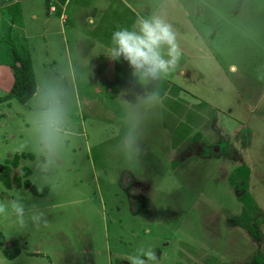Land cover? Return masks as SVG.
I'll use <instances>...</instances> for the list:
<instances>
[{"label": "rangeland", "instance_id": "rangeland-1", "mask_svg": "<svg viewBox=\"0 0 264 264\" xmlns=\"http://www.w3.org/2000/svg\"><path fill=\"white\" fill-rule=\"evenodd\" d=\"M43 7L51 29L36 39L30 10L16 25L0 19V97L14 83L12 44L32 58L38 78L71 67L75 135L50 186L35 194L15 183L32 184L30 100L0 104V174L10 168L13 184L0 180V200L23 193L48 221L21 229L14 217H0V264H129L141 248L156 253L154 264H264V33L255 29L264 0H46ZM6 12L0 5V18ZM154 13L173 24L182 55L148 89L162 92L163 102L147 113L144 154L129 163L116 149L115 126L126 102H135L120 95L133 78L126 61L106 54L114 30ZM241 165L251 170L249 209L244 191L229 183Z\"/></svg>", "mask_w": 264, "mask_h": 264}, {"label": "clouds", "instance_id": "clouds-1", "mask_svg": "<svg viewBox=\"0 0 264 264\" xmlns=\"http://www.w3.org/2000/svg\"><path fill=\"white\" fill-rule=\"evenodd\" d=\"M182 51L173 24L165 15L154 13L137 16L130 26L114 30L106 56L111 61H126L131 69V86L120 91L121 96H134L127 101L117 123L116 149L129 163L137 162L144 154L143 141L150 119L147 113L157 112L163 97L148 89L162 81L175 69ZM74 69L60 75L46 74L39 78L34 73V91L29 101V127L32 184L37 192L50 186V174L62 159L70 137L75 135L72 117L77 108L73 80ZM143 90V95L137 92ZM28 146V145H27ZM0 217L15 218L21 229L31 223L34 227L47 226L46 209L37 202H26L23 193L17 192L10 200H0ZM129 264H149L157 260L152 249H138L136 255L126 257Z\"/></svg>", "mask_w": 264, "mask_h": 264}, {"label": "trees", "instance_id": "trees-1", "mask_svg": "<svg viewBox=\"0 0 264 264\" xmlns=\"http://www.w3.org/2000/svg\"><path fill=\"white\" fill-rule=\"evenodd\" d=\"M17 17L14 15L13 21H16ZM15 23V22H14ZM10 52L12 55V62L10 63V67L14 72V83L11 91L5 95L0 97V104L9 101L11 99H16L21 104L29 101L33 95L34 91V68L33 63L30 58L23 57L17 50L14 44L11 45ZM119 63V62H117ZM160 96L163 95L162 92L159 93ZM200 134H198L196 138L199 139ZM30 170H26L25 175H29ZM10 168L6 167L3 172L0 174V180L4 182L7 188L12 187V181L9 178ZM251 175V170L249 167L242 165L236 167L230 174L229 183L231 186H235V188L244 191L243 197L241 200L245 202L244 204L248 206V209L252 207V205H248L247 201L250 202L251 195L248 193L249 187V178ZM16 185L24 186L25 188L30 189L33 193L37 194L36 187L31 184L28 180L22 184L19 180H16ZM245 217H247V213L245 212ZM17 250L14 251L13 254L7 252V257L13 259L16 256ZM16 253V254H15Z\"/></svg>", "mask_w": 264, "mask_h": 264}, {"label": "crops", "instance_id": "crops-1", "mask_svg": "<svg viewBox=\"0 0 264 264\" xmlns=\"http://www.w3.org/2000/svg\"><path fill=\"white\" fill-rule=\"evenodd\" d=\"M45 1L46 0H0V5H3L4 9L7 11L6 13L8 14L5 16L3 14V16L0 19L5 18V17L8 19L10 17V19H11L13 17L11 22L13 23V25H16L22 21V16H23V14H25V10H30L29 16H30V20H32V21L28 25V28L31 31L38 33L35 36V39H36V38H38L39 35H43L44 33H46L45 32L46 28H47V31L51 29L50 28L51 26L49 25V20L46 17V14H48L49 10H45L44 9L45 6L43 7V3ZM36 6H37V8H36ZM41 7H43V9H41ZM50 7H51V12L53 13V12H55V7H57V4L51 3ZM32 8H36V10H32ZM14 15L17 17L16 21H13ZM255 29L264 33V18H262L260 25L255 26ZM39 33H41V34H39ZM30 43H32V42L30 41ZM37 46L38 47H40V46L45 47L46 45L42 42V43H39ZM32 63L34 65V62H32ZM34 73H35V71H34Z\"/></svg>", "mask_w": 264, "mask_h": 264}]
</instances>
